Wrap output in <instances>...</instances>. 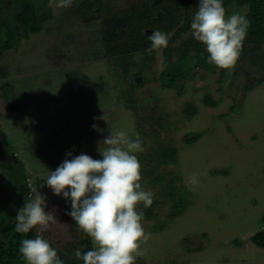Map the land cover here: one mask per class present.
<instances>
[{
	"label": "rangeland",
	"instance_id": "374dc122",
	"mask_svg": "<svg viewBox=\"0 0 264 264\" xmlns=\"http://www.w3.org/2000/svg\"><path fill=\"white\" fill-rule=\"evenodd\" d=\"M84 1L59 8L54 0L53 18L43 31L23 40L18 50L0 54L2 131L26 168L33 197L40 195L46 211L56 217L38 234L63 253L75 236L84 235L65 214L71 211L70 200L55 195L45 181L71 158L69 152L102 159L103 140L110 131L123 130L133 138L139 134L144 150L137 156L150 150L154 154L162 146L177 150V162L153 170V177L142 166L140 182L153 193V203L147 208L141 203L138 211L151 235L135 264H264V249L250 241L264 227V63L224 71L203 65L180 96L156 81L165 67L162 49L151 65L141 52L138 62L136 54L120 59L101 48V35L99 46L93 47L88 33L112 15L129 27L141 26L137 13L132 17L125 12L147 0H100L92 25L76 14ZM149 35L145 31L142 37ZM6 83L14 85L19 111L10 105L12 89H4ZM207 95L216 108L206 105ZM188 104L196 108L192 117L184 113ZM193 175L198 184L190 191ZM157 176L165 181L156 182ZM173 178H179L177 192L186 189L187 208L169 218ZM149 210L155 217L145 218ZM158 225L162 228L156 229ZM235 240L244 245L235 247Z\"/></svg>",
	"mask_w": 264,
	"mask_h": 264
},
{
	"label": "clouds",
	"instance_id": "9594fccd",
	"mask_svg": "<svg viewBox=\"0 0 264 264\" xmlns=\"http://www.w3.org/2000/svg\"><path fill=\"white\" fill-rule=\"evenodd\" d=\"M72 0H59L57 7H70ZM250 22L244 15L226 14L222 0H199L191 30L209 53L208 63L219 69L230 70L240 58L243 41ZM171 33L159 30L148 36L151 54L168 46ZM137 53L134 59L139 60ZM95 127V125H93ZM99 148L102 159L87 154L66 158L54 171H50L45 184L52 192L70 200L71 211L66 212L79 230L91 238L93 250L75 256L84 264H135L142 255L141 245L150 239L143 227L141 203L145 208L153 203V193L141 185V164L137 153L142 152L139 134L135 138L123 130H112ZM198 184L195 175L189 178L188 188ZM40 195L30 198L18 210L15 231L27 234L33 229L46 231L56 222L52 212L46 211ZM19 251L26 264H64L57 251L41 235L23 239Z\"/></svg>",
	"mask_w": 264,
	"mask_h": 264
},
{
	"label": "trees",
	"instance_id": "16d2710c",
	"mask_svg": "<svg viewBox=\"0 0 264 264\" xmlns=\"http://www.w3.org/2000/svg\"><path fill=\"white\" fill-rule=\"evenodd\" d=\"M191 0H147L130 8L125 12V16H132L137 13L143 23L139 27L132 28L125 24V20L115 19L114 24H109L105 30L101 44L106 47L112 55L118 58H126L133 54L141 52L145 56L146 63L151 65L154 60L155 50L148 54L145 49L151 46V41L147 37H142L145 31H161L171 33L168 46L162 49L164 69L159 74L156 81L164 89L177 91L180 96L184 94L185 84L195 78V69L207 66L210 71L217 69L213 64L208 63L209 53L203 47V44L194 42V37L187 39L182 46L175 47L177 40L182 38L183 34L189 33L192 14L189 11V2ZM238 2L240 5L248 4L250 12L246 15L250 22L249 33L254 32L261 26V13L258 10L256 0H222V4L228 14L230 5ZM199 4V3H198ZM25 7V6H24ZM22 8L15 15L14 21L20 27V35L17 34L14 27H9L5 22L0 23V51L17 50L23 40H29L31 34H39L44 26V22L51 18L50 14L40 18V14L34 10ZM198 8V6H197ZM91 10V9H90ZM198 11V9H197ZM88 14V13H87ZM135 17V16H134ZM4 28V29H3ZM134 39L131 40L130 36ZM196 60V61H195ZM224 71V69H222ZM4 89L11 90L7 98L11 99L10 105L15 111H19L18 101L14 93V85L6 83ZM7 93V92H6ZM14 93V94H13ZM206 105L216 108L218 104L213 102L212 97L205 96ZM130 103L133 104L132 101ZM236 109V108H235ZM188 117L196 114V108L193 104H188L184 112ZM196 138L199 135H195ZM190 142L189 136L186 138ZM177 150L172 146H162L155 150L143 153L138 156L141 169L147 176L153 177L157 169L165 167L170 162H177ZM153 167L150 169L149 167ZM154 170V171H153ZM224 173V172H223ZM179 178H173L170 183L169 199L172 200L173 212L169 218H175L181 215L187 208V198L183 195L186 189L175 186V181ZM156 182H164V176H157ZM183 191V192H182ZM33 198L29 176L24 164L18 160L13 153L12 146L5 132L0 125V264H26L19 251L23 239L35 238L38 234L37 229L31 230L27 234H21L15 231L17 212ZM155 217L152 210L145 212V218ZM264 224V214L262 215ZM162 228L158 225L156 229ZM81 237H74L70 243L67 252L63 253L57 250L58 257L64 264H84L82 259L75 256V251L80 250L82 255L86 251L93 250L91 238L85 233ZM250 241L258 248L264 249V227L257 231ZM233 245L240 248L244 245L243 241L235 240ZM52 246V245H51ZM53 247V246H52Z\"/></svg>",
	"mask_w": 264,
	"mask_h": 264
},
{
	"label": "flooded vegetation",
	"instance_id": "af4514ba",
	"mask_svg": "<svg viewBox=\"0 0 264 264\" xmlns=\"http://www.w3.org/2000/svg\"><path fill=\"white\" fill-rule=\"evenodd\" d=\"M184 1H187V0H184ZM53 2L54 0H0V23L5 22L6 24H8L9 27H14L17 34L20 35V32H19L20 27L15 23L14 17L25 6L24 8H27L30 10L32 9L38 12L40 14V18H42L46 14L51 15V18L44 22V26H43V29H44L45 24L53 18V10H52ZM198 3H199V0H191L189 2V11H190V14H192V19L195 13L197 12ZM256 3H257L258 10H260L261 17H262L261 26L259 29L257 28V30L254 32V35L249 33V30L247 29V35H246L245 40L243 41V48L241 51V55L235 66L246 63L248 65H251L252 67H258V66L263 65L262 63H264V0H256ZM101 7L102 6H101L100 0H85L84 2H81L80 5L78 6L76 10V14L80 17V19L84 23L86 22V24L92 25L96 23V21L93 19L95 16L96 17L99 16ZM249 12H250V6L248 4L240 5L238 2H234V4L230 5L227 15L238 13L246 17V15ZM117 17H118L117 15H112V17L109 20L102 21V22L100 21L101 23L99 24V27H98L99 33L97 31L98 29L97 30L94 29L93 32L92 31L88 32L90 35H92L90 38H92V43L94 44L93 47L99 46V44L101 43V38H103L104 36L105 30L108 29L109 24L115 23V19ZM192 19H191V22H192ZM68 20L71 23L75 22V20L73 18L71 19L70 17H68ZM78 21L80 22V20ZM191 22H190V29H189L190 32L183 34L182 38H179L177 40V42L180 41L178 47L182 46V44L187 39L193 36L192 30H191ZM1 31H2V28H0V32ZM32 35H36V34H31V36ZM99 35H101L100 43L98 39ZM194 42L197 44L200 43L195 38H194ZM203 47L205 48L204 45ZM101 48H106V47H104L101 44ZM9 51H14V50H8L4 52H9ZM4 52L0 51V54Z\"/></svg>",
	"mask_w": 264,
	"mask_h": 264
}]
</instances>
